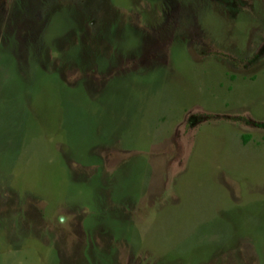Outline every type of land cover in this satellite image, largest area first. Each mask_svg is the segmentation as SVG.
<instances>
[{"label":"rangeland","instance_id":"rangeland-1","mask_svg":"<svg viewBox=\"0 0 264 264\" xmlns=\"http://www.w3.org/2000/svg\"><path fill=\"white\" fill-rule=\"evenodd\" d=\"M260 121L264 0H0V264H264Z\"/></svg>","mask_w":264,"mask_h":264},{"label":"trees","instance_id":"trees-1","mask_svg":"<svg viewBox=\"0 0 264 264\" xmlns=\"http://www.w3.org/2000/svg\"><path fill=\"white\" fill-rule=\"evenodd\" d=\"M255 125H257L258 127L264 128V121L256 122Z\"/></svg>","mask_w":264,"mask_h":264}]
</instances>
